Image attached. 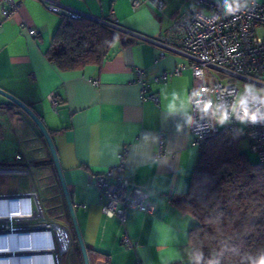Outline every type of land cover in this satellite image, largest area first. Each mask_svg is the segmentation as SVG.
<instances>
[{
    "label": "crops",
    "instance_id": "obj_1",
    "mask_svg": "<svg viewBox=\"0 0 264 264\" xmlns=\"http://www.w3.org/2000/svg\"><path fill=\"white\" fill-rule=\"evenodd\" d=\"M15 2L19 12L8 19L1 14L5 0L0 5V88L30 106L50 132L90 264H193L189 235L197 220L174 200L188 192L200 160L189 132L194 79L190 68L160 79L179 65L189 66L168 34L193 1L166 0L161 10L149 0ZM51 5L114 26L133 43L122 47L117 42L100 66L61 72L48 52L64 14L50 10ZM153 94L158 102L143 97ZM9 103L0 95L5 105L0 108V177L29 183L0 195L34 191L46 220L68 232V253L73 249L76 264H84L47 142L31 118ZM122 160L125 177L131 186L147 190L154 208L152 213L129 209L125 222L103 213L92 183L93 176Z\"/></svg>",
    "mask_w": 264,
    "mask_h": 264
},
{
    "label": "built area",
    "instance_id": "obj_2",
    "mask_svg": "<svg viewBox=\"0 0 264 264\" xmlns=\"http://www.w3.org/2000/svg\"><path fill=\"white\" fill-rule=\"evenodd\" d=\"M158 9H162L166 0H149ZM192 6L187 13L177 18L168 38L175 42L188 60L189 66L179 65L173 72L163 74L160 79L167 80L172 76H179L190 68L194 85L190 90L191 116L189 132L195 147L201 149L207 140L216 136L220 131L218 117L220 112L226 111L228 119L223 130L233 134L241 133L249 146L264 162V118L256 123L245 122L242 129L238 119L242 112L233 108L243 99L249 112H259L264 117V2L256 0H229L217 4L213 0H192ZM6 6L1 14L8 19L19 12V5L15 0H5ZM134 7L139 2H134ZM228 5L234 9L229 13ZM54 12L63 13L73 19L84 18L81 14L62 10L56 5L49 6ZM114 27V26H113ZM32 36L36 30L29 29ZM140 77L142 70H138ZM243 81L258 87L263 93H256L244 87L242 90L236 81ZM146 93V92H145ZM158 102L157 95L143 96ZM56 107L59 102L55 97L51 99ZM211 104L205 112L203 106ZM123 160L103 175L93 176V186L100 194L102 211L108 217H116L122 222L126 220L129 209H136L142 213H152L150 194L141 186H131V182L124 175ZM14 197V198H11ZM9 203L17 207L21 214L15 216L10 211L14 208L3 207ZM15 205V206H14ZM35 205V207H34ZM13 213V212H12ZM57 224L49 223L37 194L32 191L27 194L0 195V243L8 237L24 238L34 233L50 232L51 238H45L53 243L55 264H60L59 256L68 253V248L61 250V240L56 233ZM128 243V239H125ZM4 255H0L2 257ZM136 264H141L137 262Z\"/></svg>",
    "mask_w": 264,
    "mask_h": 264
},
{
    "label": "trees",
    "instance_id": "obj_3",
    "mask_svg": "<svg viewBox=\"0 0 264 264\" xmlns=\"http://www.w3.org/2000/svg\"><path fill=\"white\" fill-rule=\"evenodd\" d=\"M117 42L125 47L133 40L107 24L63 16L48 59L61 72L100 66ZM244 141L241 133L223 129L207 140L188 192L174 200L197 220L189 235L193 264H256L264 256V162L250 161L241 149ZM49 164H54L52 159ZM71 226L83 260L72 222Z\"/></svg>",
    "mask_w": 264,
    "mask_h": 264
},
{
    "label": "bare ground",
    "instance_id": "obj_4",
    "mask_svg": "<svg viewBox=\"0 0 264 264\" xmlns=\"http://www.w3.org/2000/svg\"><path fill=\"white\" fill-rule=\"evenodd\" d=\"M7 206L14 208L9 210L12 215L21 214L18 206L12 207L9 203H3V207ZM56 233L61 240V250L65 251L69 245L66 232L57 228ZM46 237L51 238L50 232L34 233L24 238L8 237L0 243V255H4L0 257V264H55V247L53 243L45 241L48 240Z\"/></svg>",
    "mask_w": 264,
    "mask_h": 264
},
{
    "label": "water",
    "instance_id": "obj_5",
    "mask_svg": "<svg viewBox=\"0 0 264 264\" xmlns=\"http://www.w3.org/2000/svg\"><path fill=\"white\" fill-rule=\"evenodd\" d=\"M0 95L5 97L7 100H9L12 104L16 105L18 108H20L23 112H25L30 118L31 120L35 123V125L38 127V129L40 130L42 136L44 137L45 141L47 142V145L49 147L53 162L55 164L60 182H61V186L62 189L64 191L65 194V198L67 201V205L69 208V212L71 215V219H72V223L74 226V230H75V234L81 249V253L83 256V260H84V264H90V260H89V256H88V250L86 248V245L84 243L77 219H76V214H75V210H74V204L72 202L69 190L67 188L66 182H65V178H64V174L60 165V161L58 158V153L56 150V147L54 145V141L51 137L50 132L48 131V129L46 128V126L44 125V123L42 122V120L40 119V117L31 109L30 106L26 105L25 103H23L21 100H19L18 98H16L15 96L11 95L10 93L4 91L3 89L0 88ZM14 198V197H11ZM57 228H61L60 226H57ZM64 230V229H63Z\"/></svg>",
    "mask_w": 264,
    "mask_h": 264
},
{
    "label": "rangeland",
    "instance_id": "obj_6",
    "mask_svg": "<svg viewBox=\"0 0 264 264\" xmlns=\"http://www.w3.org/2000/svg\"><path fill=\"white\" fill-rule=\"evenodd\" d=\"M264 82V78L262 79ZM240 89L242 90L244 87L248 88L250 91L256 92V93H263L258 87L246 84L243 81H236ZM227 124L224 122V124H221L219 127L220 129L225 128ZM245 125V122H241L239 125V128L242 129ZM242 151L248 156L251 162L258 163L260 161L258 154L249 146L248 142L245 140L241 145ZM29 181L26 178H19L15 176H9V177H0V193L5 192H11V191H18L19 189H23L28 185ZM35 207V205H34ZM54 214V213H53ZM74 247V245H73ZM59 246L57 247V253H54V256L58 254ZM59 255V254H58ZM59 262L61 264H76V257L74 255L73 249L70 253L65 254L63 256H59Z\"/></svg>",
    "mask_w": 264,
    "mask_h": 264
},
{
    "label": "clouds",
    "instance_id": "obj_7",
    "mask_svg": "<svg viewBox=\"0 0 264 264\" xmlns=\"http://www.w3.org/2000/svg\"><path fill=\"white\" fill-rule=\"evenodd\" d=\"M228 10L229 13L233 12L234 9L232 8L231 5H228ZM211 108V104H205L203 106V111L207 112ZM240 109L242 112V115L238 117V119L243 123V122H252L256 123L258 120L264 118L261 117L259 112H249L246 108V103L243 99L239 100L237 105L233 108V113L236 112V110ZM228 119V113L226 111L220 112V115L218 117L219 123H224ZM256 264H264V256H261L257 261Z\"/></svg>",
    "mask_w": 264,
    "mask_h": 264
}]
</instances>
